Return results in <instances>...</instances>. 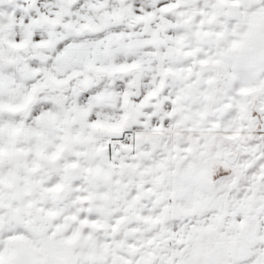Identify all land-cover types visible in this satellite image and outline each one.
Listing matches in <instances>:
<instances>
[{
    "label": "snow or ice",
    "instance_id": "snow-or-ice-1",
    "mask_svg": "<svg viewBox=\"0 0 264 264\" xmlns=\"http://www.w3.org/2000/svg\"><path fill=\"white\" fill-rule=\"evenodd\" d=\"M0 264H264V0H0Z\"/></svg>",
    "mask_w": 264,
    "mask_h": 264
}]
</instances>
